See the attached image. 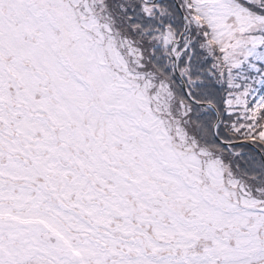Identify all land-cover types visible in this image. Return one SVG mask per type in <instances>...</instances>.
<instances>
[{
  "label": "snow or ice",
  "instance_id": "1",
  "mask_svg": "<svg viewBox=\"0 0 264 264\" xmlns=\"http://www.w3.org/2000/svg\"><path fill=\"white\" fill-rule=\"evenodd\" d=\"M0 264H264V0H0Z\"/></svg>",
  "mask_w": 264,
  "mask_h": 264
}]
</instances>
